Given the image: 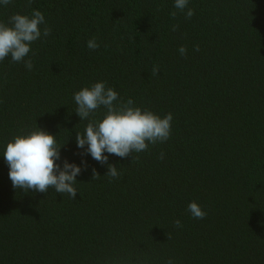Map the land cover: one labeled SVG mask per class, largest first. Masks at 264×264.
I'll use <instances>...</instances> for the list:
<instances>
[{
	"label": "trees",
	"instance_id": "1",
	"mask_svg": "<svg viewBox=\"0 0 264 264\" xmlns=\"http://www.w3.org/2000/svg\"><path fill=\"white\" fill-rule=\"evenodd\" d=\"M33 9L51 33L32 70L0 61V264H264V0H11L0 21ZM100 81L114 103L172 113L169 139L107 164L78 148L105 109L80 120L73 94ZM37 127L64 143L56 163L81 166L75 199L13 188L4 148Z\"/></svg>",
	"mask_w": 264,
	"mask_h": 264
},
{
	"label": "clouds",
	"instance_id": "2",
	"mask_svg": "<svg viewBox=\"0 0 264 264\" xmlns=\"http://www.w3.org/2000/svg\"><path fill=\"white\" fill-rule=\"evenodd\" d=\"M10 3L11 0H0V4L5 6ZM31 3L32 0H27L28 7ZM187 4L188 0H174V7L182 12ZM170 15L175 18L176 12H171ZM184 15L186 19H190L194 10L188 8ZM41 25H44L43 29ZM177 28L178 25H172L171 30L175 32ZM50 33L51 28L47 26L41 11L33 9L30 14H12L7 22L0 21V61L10 56L13 62L23 61L25 68L32 70V60L24 59L31 51L30 45L41 37H48ZM86 46L94 50L99 44L92 38L87 40ZM194 51H199V45H194ZM178 52L185 56L187 48L181 45ZM158 70L159 66L154 65L152 75L156 76ZM73 99L77 105L74 111L80 120L88 119L101 107L105 109L100 119H90L83 134L77 132L75 136L77 147L84 149L85 153L101 164L108 162L105 152L121 158L131 156L133 159L132 153L146 151L149 144L164 142L170 137L172 113L161 117L147 108L135 106L132 98L114 103L118 100V94L111 87H106L103 81L74 92ZM54 137L40 127L26 134L14 135L3 151V157L9 167V179L15 189L46 193L52 188L57 193H66L75 199L77 190L74 184L81 172V166L69 163L66 159L62 167L56 163L60 159V148L64 143L58 144ZM163 158L164 153L161 152L159 159ZM81 163L86 166L83 160ZM107 166L108 170L104 175L110 178L109 182L119 178L121 173L117 171L116 166ZM99 178L100 175L93 168L91 179ZM187 207L196 219L206 216V212L195 201L189 202ZM173 224L176 228L182 227L179 219ZM167 237L170 239L169 235ZM166 264H173V261L169 259Z\"/></svg>",
	"mask_w": 264,
	"mask_h": 264
}]
</instances>
